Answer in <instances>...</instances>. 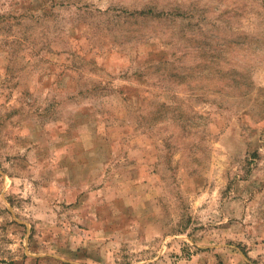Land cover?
<instances>
[{
  "label": "rangeland",
  "instance_id": "374dc122",
  "mask_svg": "<svg viewBox=\"0 0 264 264\" xmlns=\"http://www.w3.org/2000/svg\"><path fill=\"white\" fill-rule=\"evenodd\" d=\"M0 264H264V0H0Z\"/></svg>",
  "mask_w": 264,
  "mask_h": 264
}]
</instances>
